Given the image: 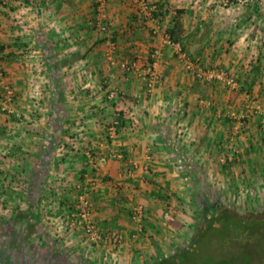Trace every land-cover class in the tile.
Instances as JSON below:
<instances>
[{
  "label": "crops",
  "instance_id": "0c3cea01",
  "mask_svg": "<svg viewBox=\"0 0 264 264\" xmlns=\"http://www.w3.org/2000/svg\"><path fill=\"white\" fill-rule=\"evenodd\" d=\"M97 1L0 0V264H15L6 246L18 258L50 207L66 217L87 174L93 220L121 237L118 247L90 242L93 264L168 256L201 171L216 185L264 179V0H144L146 11L134 0H104L101 11ZM188 63L234 84L205 82ZM100 155L106 163L92 170Z\"/></svg>",
  "mask_w": 264,
  "mask_h": 264
},
{
  "label": "rangeland",
  "instance_id": "374dc122",
  "mask_svg": "<svg viewBox=\"0 0 264 264\" xmlns=\"http://www.w3.org/2000/svg\"><path fill=\"white\" fill-rule=\"evenodd\" d=\"M240 1L243 0H229L228 4ZM31 100L33 101V99ZM198 175V187L192 190L191 195L192 198L194 197V200L191 199L187 206L183 204L184 207H180L181 213H179L181 218L179 217L175 222H172L171 227H173V231H171V234H168L169 240L167 244H172L174 247L167 250V254L169 255L173 254L176 249L185 247L189 244L196 228L199 227L202 211L205 208L221 205L226 208L228 212L233 214V216L243 218L244 220L264 219V179L256 178L253 184L248 180L246 184L237 182L232 186L228 184V186H225L222 182L218 183L219 185L213 183L209 179V173L207 174L206 172L201 171ZM91 192H93V190ZM55 207H50V209H48L49 211L47 212L49 213H47V216L44 215L42 218L38 216L39 220L35 222V227L39 229L41 228L39 236L31 237L28 240L27 238H23L18 242V244L20 243L22 246H25L20 249L19 253L17 252L18 258H16V250L8 254L7 249L10 247L6 246L5 249L7 255L5 257H7V259L3 257L4 261L13 258V260L16 261H13L15 264H43L47 258V261H51V263L48 262L47 264H93L92 260L95 259L93 257L95 250H93L94 247H92V245L89 244L90 242L84 237L82 225H78L77 222L74 223V221L70 220L69 211H67L66 217L58 215V210ZM93 211H95V209ZM9 214L10 213L7 212V215ZM54 214H57V217L59 218H56V215L54 216ZM5 217L6 216H4V218ZM5 221L7 220H0V224H5ZM257 232L258 235H255L256 238L251 237V240L250 237L242 235V238H245V241H253V243H255V248L253 247V243L250 245L251 249L253 247L254 250H251L252 253L247 252V255L249 256H243V253L246 254V252H242L246 251L247 247H249V243L243 242L242 244H248H245L244 247L241 243H237L234 247L236 254L234 255L231 253L229 259L226 254L223 257V264H227L228 262H233L234 264H264L263 225L259 226ZM36 239H38V241H36ZM208 242H212V239H209L208 241L205 240V242H203L204 247L210 246L212 248L213 244L209 245ZM35 243L41 245V247L38 248ZM33 244L35 245V248H33ZM75 244L78 245L79 250L65 251L62 249V247L67 248V246L70 247ZM28 246L32 251L26 248ZM88 246L90 247V251L87 252L86 248H88ZM43 247L45 251H42ZM214 247L218 252L219 246L217 245ZM226 248L231 250L232 246H226ZM31 255H33V257L29 258ZM245 257H247V259H245ZM97 263L106 264L105 262H102V260Z\"/></svg>",
  "mask_w": 264,
  "mask_h": 264
},
{
  "label": "trees",
  "instance_id": "16d2710c",
  "mask_svg": "<svg viewBox=\"0 0 264 264\" xmlns=\"http://www.w3.org/2000/svg\"><path fill=\"white\" fill-rule=\"evenodd\" d=\"M157 16H162L161 10H158L157 13H151V17L154 18ZM177 29L179 31L180 28L177 27ZM169 33L168 35L171 39L172 34ZM50 62L49 60L47 61L48 69L50 68V70L56 71V65L53 68L51 65H54V63L51 62L50 65ZM54 80L55 91L52 98L54 102L61 103L63 102V92L59 88L57 74L55 75ZM261 225L264 227V219L244 220L243 218L233 216V214L228 212V210L221 205L205 208L202 211L199 227L196 228L194 235L187 246L176 249L171 255L156 257L151 263L148 264H223V257L226 254L228 259L231 257V253L234 255L236 254L234 247L237 243L242 244L243 242H248L245 241V238H242V235L250 237V240L251 237L256 238L255 235H258L257 230ZM209 239H212V242H208L209 245L213 244L212 248L210 246L204 247L203 242H205V240L208 241ZM248 243L249 247H247L246 251H242L246 252V254L243 253V256H249L247 255V252L252 253L251 250L253 247H256L253 241ZM252 243L253 247L251 249L250 245ZM245 244H242L243 247ZM217 245L219 246L218 252L214 247ZM226 246H232L231 250L226 248ZM245 259H247V257H245ZM231 264L234 263L232 262Z\"/></svg>",
  "mask_w": 264,
  "mask_h": 264
},
{
  "label": "built area",
  "instance_id": "2783aa9c",
  "mask_svg": "<svg viewBox=\"0 0 264 264\" xmlns=\"http://www.w3.org/2000/svg\"><path fill=\"white\" fill-rule=\"evenodd\" d=\"M138 5H140L145 11L147 9L146 3L144 0H134ZM229 0H223V4L227 5ZM104 5L103 0L97 1V8L102 11ZM97 28L100 32L107 31V25L105 21L100 17L98 19ZM169 38V37H168ZM157 52H153L150 55V61L147 64V72L148 78L147 80V91L151 92L152 84L156 78L152 72L154 65L156 64ZM40 66L37 65V68ZM36 69V67H35ZM187 70L191 71L192 74L205 81V82H212V81H227L229 84H234V79L227 77L223 73H217L214 71H203L197 65L188 63ZM37 95H32V99L35 102ZM36 105V104H35ZM37 106V105H36ZM231 153H228L226 157H222L220 161L225 163L227 159H231ZM119 158H121L119 156ZM107 158L104 156H95L93 159L91 158V168L95 170L99 165L106 163ZM88 178L89 181L85 180V183H79L73 187V191L75 192V201L73 203V207L69 213L70 220L77 222V224H81L83 227V235L88 240V242L96 243L98 240L104 241L106 244H111L114 247H118L121 245V237L114 233H106L103 235L100 228L95 224L93 217H92V199H91V191L93 185L90 182V177L88 174L85 176ZM89 184H86V183ZM131 220L137 224L138 230L141 231L142 227L141 223L143 221V209L140 206H136L132 209L131 212ZM111 242V243H109Z\"/></svg>",
  "mask_w": 264,
  "mask_h": 264
}]
</instances>
